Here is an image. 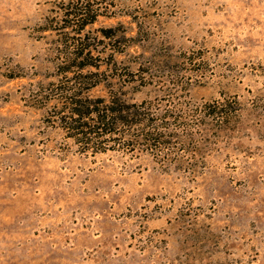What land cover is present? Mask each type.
Segmentation results:
<instances>
[{"label":"rangeland","instance_id":"1","mask_svg":"<svg viewBox=\"0 0 264 264\" xmlns=\"http://www.w3.org/2000/svg\"><path fill=\"white\" fill-rule=\"evenodd\" d=\"M106 1L82 32L102 61L188 81L137 98L187 111L229 98L235 122L207 121L160 152L79 153L55 108L37 106L63 75L55 53L70 34L49 22L58 0H0V264H264V0ZM21 188L79 202L114 231L113 247L52 248L46 229L4 217L3 198Z\"/></svg>","mask_w":264,"mask_h":264},{"label":"trees","instance_id":"2","mask_svg":"<svg viewBox=\"0 0 264 264\" xmlns=\"http://www.w3.org/2000/svg\"><path fill=\"white\" fill-rule=\"evenodd\" d=\"M58 2L59 10L49 17V22L70 34L55 53L56 64L63 75L59 82H50L45 97L40 90L37 92V106L49 103L55 108L50 115L51 122L65 132L79 153L134 152L142 148L160 152L176 139L204 135L207 121L217 130L233 126L237 100L215 98L187 111L174 106L162 110L161 97L137 98L135 93L148 86L171 83L173 87H182L188 81L176 75L154 73L148 63L144 69L142 63L130 68L115 59L112 65L102 61L99 49L89 43L82 32L103 13L101 8L106 9L107 1ZM108 31L111 28L103 29L105 35ZM94 89L100 93H92ZM165 155L154 156L160 160Z\"/></svg>","mask_w":264,"mask_h":264},{"label":"crops","instance_id":"3","mask_svg":"<svg viewBox=\"0 0 264 264\" xmlns=\"http://www.w3.org/2000/svg\"><path fill=\"white\" fill-rule=\"evenodd\" d=\"M21 190L28 195L23 201L19 195ZM38 193L36 188L33 191L21 188L13 195L4 197V217L17 219L21 224L30 226L29 228L37 226L42 227V230L46 229L44 242L52 248L74 251L97 248L96 251L102 252L113 247V242L109 239L114 237V231L104 232L105 227H102L99 217L88 216L79 202L70 200L68 203H61L46 198L39 199ZM17 235L25 236L22 232ZM34 235L38 238L40 233Z\"/></svg>","mask_w":264,"mask_h":264}]
</instances>
